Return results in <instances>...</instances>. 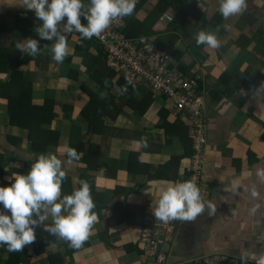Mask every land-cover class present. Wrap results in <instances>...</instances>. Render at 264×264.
I'll use <instances>...</instances> for the list:
<instances>
[{
	"label": "crops",
	"instance_id": "obj_1",
	"mask_svg": "<svg viewBox=\"0 0 264 264\" xmlns=\"http://www.w3.org/2000/svg\"><path fill=\"white\" fill-rule=\"evenodd\" d=\"M161 1L144 0L132 13L139 21L152 16L153 33L135 39L159 38L157 45L171 55L173 65L201 77L208 137L201 183L208 194L205 199L216 205L211 216L205 211L193 221H173L177 227L171 244L164 247L167 261L162 264H183L216 252L239 257L249 248L264 253V181L256 175L257 169L264 170V93L256 92L264 82V0H246L245 10L226 19L217 10L218 0H164L167 5L160 10ZM21 3L0 0V49L7 54L0 58V71L23 56L14 46L17 41L39 40L33 29L40 21ZM164 13L173 21L160 22ZM171 25L176 31H168ZM200 29H218L219 47L196 45ZM66 40L67 55L61 63L52 59L51 41L39 40V53L14 68V88L7 94L21 96L31 85L34 105L53 101L56 116L51 126L56 133L45 153L63 161L65 145L84 141L86 150L90 144L98 146L91 159V165L99 163L95 169L72 160L65 171L74 187V177L81 179L85 172L94 175L103 207L96 212L97 221L82 249L69 253L66 241L38 227L35 240L19 252L0 245V264H147L152 259L140 243L146 208L159 189L189 177L191 156L185 154L181 141L189 122L170 112L162 99H136L138 94L123 99L125 91L112 83L109 90L116 97L110 99L108 112L101 109L103 124L90 132L82 110L88 97L82 88L105 95L108 90L99 89L98 77L113 69L91 39L72 32ZM9 70L0 72V79ZM34 154L28 130L10 123L8 96L0 97L3 178L11 180ZM253 189L256 196L251 195ZM48 235L51 240L42 250L38 244ZM60 258L62 262H57Z\"/></svg>",
	"mask_w": 264,
	"mask_h": 264
},
{
	"label": "clouds",
	"instance_id": "obj_2",
	"mask_svg": "<svg viewBox=\"0 0 264 264\" xmlns=\"http://www.w3.org/2000/svg\"><path fill=\"white\" fill-rule=\"evenodd\" d=\"M137 0H22L20 6L32 11L40 21L33 31L39 40L51 41V56L57 63L67 55L66 34L77 32L83 40L99 36L110 23L130 16ZM247 7L246 0H218V12L223 18L237 15ZM81 20L85 22L82 23ZM225 29L228 25H224ZM217 30H197L196 45L217 48L220 41ZM39 40L26 37L15 43L23 55L36 56ZM256 92L264 93V82ZM66 159L61 160L52 152L35 153L26 172L16 173L10 184L0 185V245L9 252H19L36 238V229L55 235L79 248L88 239L92 225L97 221L93 209L95 202L87 181L74 177L77 185L70 194L61 195L65 168L80 154L73 147L64 146ZM257 177L264 181V170L257 169ZM252 196L257 193L253 189ZM152 214L158 221H193L207 212H216V205L206 200L200 188L191 180L169 182L159 189L151 200ZM255 212V208L250 210ZM51 219V223H46ZM240 264L254 261L264 264V253L250 248L239 256Z\"/></svg>",
	"mask_w": 264,
	"mask_h": 264
},
{
	"label": "built area",
	"instance_id": "obj_3",
	"mask_svg": "<svg viewBox=\"0 0 264 264\" xmlns=\"http://www.w3.org/2000/svg\"><path fill=\"white\" fill-rule=\"evenodd\" d=\"M144 0H137L133 12ZM126 17L113 20L99 35L92 37L101 45L109 66L127 81L134 82L151 91L153 98L162 99L175 115L189 122L188 135L192 139L193 154L188 170L189 179L200 188L205 199L207 191L201 179L206 163L207 121L204 114V96L200 92L198 77L173 65L167 53L154 40L129 38L124 35ZM173 17L164 13L159 21L167 24ZM140 243L151 257L147 264H162L167 261L165 246L170 245L176 225L173 221H158L152 214L150 204L144 215ZM183 264H240L239 257L225 252H216L192 259ZM247 264H255L248 261Z\"/></svg>",
	"mask_w": 264,
	"mask_h": 264
},
{
	"label": "trees",
	"instance_id": "obj_4",
	"mask_svg": "<svg viewBox=\"0 0 264 264\" xmlns=\"http://www.w3.org/2000/svg\"><path fill=\"white\" fill-rule=\"evenodd\" d=\"M191 1V0H190ZM188 1V2H190ZM193 1V0H192ZM195 1V0H194ZM165 1L162 0L158 4V8L160 10H163L165 8ZM147 16V17H146ZM145 19L143 21H139L137 17L132 14L130 16H126L125 20V27H124V35L129 38H137L141 36H150L153 32H150V19L152 16L150 14L146 15ZM1 21V20H0ZM173 21V20H172ZM171 22V21H170ZM172 26V27H171ZM170 28H168V31L174 30L173 25H171ZM175 27H178V25H174ZM163 38V37H162ZM159 38H156L154 41L156 44L161 45V42H159ZM91 41H93L97 46L102 50L101 45L97 41H95L93 38H91ZM6 49L2 48L0 49V58L6 56ZM106 60V55L104 56ZM32 60L31 56H28L27 54H24L21 58L16 59L14 61L11 60L9 64H6L8 67L5 69V71L0 72H6L9 68L12 70H9L8 76L5 79H0V97L8 96V105H9V113H10V123L14 126L21 127L23 129L28 130V137L31 140V149L35 153H45L47 150L48 144L55 139V129L52 125L53 120L55 119L56 113L53 110V101L51 100H45L44 104L41 105H34L32 103V96L31 93L28 90V87L30 88L31 85H28L27 90L24 92L19 93L21 96H14L13 94H7L11 89L14 88L13 81L15 79L16 70L14 68L16 66H20L25 63H29ZM5 64V63H3ZM1 68L0 70H2ZM107 76L101 74L98 77V84L99 89L102 87H105L107 93L103 96L100 95L99 91H90L87 88H82L84 92L87 94L88 102L83 105V115L87 117V120L90 122V132L95 131L94 127L98 124H103V110L105 112H108L110 109V99H114L116 96L111 94L110 88L112 86V83H115L119 85L121 90H124V96L130 94L127 96V99H135V95L138 94L139 98L136 99H154L152 96L151 91H145L143 90L142 86L137 85L134 82L127 81L124 79L120 73L113 70V72L106 73ZM113 77H115L113 81ZM106 78V80H105ZM118 80V81H116ZM200 88L201 86V80L199 81ZM137 92V93H136ZM107 114V113H106ZM58 134V133H57ZM181 141L183 144V147L185 149V154L192 155L193 154V145H192V139L189 137L188 133H184V135H181ZM70 147H73L77 150L79 154L82 156L78 159L80 162H84L87 164V167L91 170L95 169L99 163L96 161L95 164L91 165V159L95 158V155L97 152H94V150L98 149V146L89 145L88 149L85 148V142L80 141ZM3 158V156H2ZM0 158V161L2 160ZM30 163L26 162L25 166L22 169H17V172L23 173L28 170V166ZM4 167V163H0V185H6L10 184V180H6L3 178L2 168ZM82 180L87 181L89 184L90 194L92 196V199L95 202V208L93 211L98 212L103 207V204L98 201L99 196L94 188V180L95 177L91 173L85 172L82 173ZM74 186L72 184L71 179L65 175L62 184H61V195L64 194H70L73 190ZM51 240L50 236L48 235L43 239L42 242L38 244L39 248L42 250L47 246L48 241ZM84 246L81 245L79 248H73L70 247L67 243V251L69 253L76 252L77 250L82 249ZM57 262H62V258L58 260ZM53 264V262H50Z\"/></svg>",
	"mask_w": 264,
	"mask_h": 264
},
{
	"label": "rangeland",
	"instance_id": "obj_5",
	"mask_svg": "<svg viewBox=\"0 0 264 264\" xmlns=\"http://www.w3.org/2000/svg\"><path fill=\"white\" fill-rule=\"evenodd\" d=\"M166 53H167V52H166ZM167 56H168V60H169L171 63H176V62L172 59V57H171V55H170L169 53H167ZM194 75H196V76L198 77V80L200 81L201 77H200L199 75H197L196 73H195ZM200 89H201L200 92L203 93V96H204L203 89H202V88H200ZM204 99H205V98H204ZM263 124H264V123H263Z\"/></svg>",
	"mask_w": 264,
	"mask_h": 264
},
{
	"label": "bare ground",
	"instance_id": "obj_6",
	"mask_svg": "<svg viewBox=\"0 0 264 264\" xmlns=\"http://www.w3.org/2000/svg\"><path fill=\"white\" fill-rule=\"evenodd\" d=\"M189 179V177L187 178V180Z\"/></svg>",
	"mask_w": 264,
	"mask_h": 264
}]
</instances>
